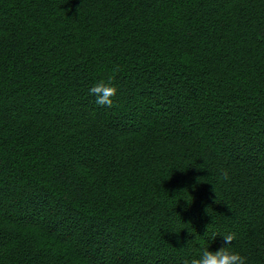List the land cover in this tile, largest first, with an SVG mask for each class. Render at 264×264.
Masks as SVG:
<instances>
[{
  "label": "trees",
  "instance_id": "trees-1",
  "mask_svg": "<svg viewBox=\"0 0 264 264\" xmlns=\"http://www.w3.org/2000/svg\"><path fill=\"white\" fill-rule=\"evenodd\" d=\"M226 234L264 264V0H0V264H184Z\"/></svg>",
  "mask_w": 264,
  "mask_h": 264
},
{
  "label": "clouds",
  "instance_id": "clouds-1",
  "mask_svg": "<svg viewBox=\"0 0 264 264\" xmlns=\"http://www.w3.org/2000/svg\"><path fill=\"white\" fill-rule=\"evenodd\" d=\"M118 91V87L102 80L89 90V95L96 97L97 104L111 107ZM224 176L227 178V172L224 173ZM221 236H223L226 246L215 252L210 251L209 247L205 248L199 258L185 260L184 264H249V257L247 255L233 249V242L236 239L235 235L226 234Z\"/></svg>",
  "mask_w": 264,
  "mask_h": 264
}]
</instances>
